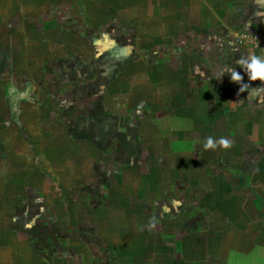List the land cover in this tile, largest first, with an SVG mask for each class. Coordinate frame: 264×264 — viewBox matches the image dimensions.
<instances>
[{"label": "rangeland", "instance_id": "1", "mask_svg": "<svg viewBox=\"0 0 264 264\" xmlns=\"http://www.w3.org/2000/svg\"><path fill=\"white\" fill-rule=\"evenodd\" d=\"M0 2V263L175 264L195 255L209 264V254L215 263L231 216L239 221L247 149L238 131H224L228 115H198L208 109L197 97L204 86L177 83L176 55L140 28L145 5ZM11 88L24 94L16 108ZM209 136L231 145L205 150ZM192 239L193 254H183ZM227 252L228 264H264Z\"/></svg>", "mask_w": 264, "mask_h": 264}, {"label": "crops", "instance_id": "2", "mask_svg": "<svg viewBox=\"0 0 264 264\" xmlns=\"http://www.w3.org/2000/svg\"><path fill=\"white\" fill-rule=\"evenodd\" d=\"M133 1L137 6L145 5V13H148L144 25L139 21L144 36H160L159 43L164 55H176V61L173 62L183 71L182 76H179L181 82L177 83L204 86L197 92V97L203 99L208 109L202 107L198 115L214 116L216 122L228 115L224 131H238L241 146L247 149V156L240 160L242 181L239 221L231 216L233 210L230 213L225 211V216H231L230 230L225 232H230V236L226 234L227 238L219 242L215 263L211 264H217L218 260V264H228V250L236 251L242 260L257 262L264 259V84L259 80L249 81L246 70L236 64L241 56L247 59V55H261L264 51L234 44L237 35L264 31V0ZM135 10L139 12L140 8L136 7ZM150 10L153 11L152 15ZM3 14L0 13V18ZM135 18L133 20L136 21ZM229 69L241 75L239 83L230 80ZM242 84L246 85V90L240 92ZM224 103L225 110L213 114L212 110L216 108L217 111V107ZM192 112L196 114L197 110ZM235 125L239 130L234 129ZM193 240H187L184 244L183 254L191 255L192 244L194 241L197 243V240ZM223 247L226 248L225 252ZM195 258H185L183 261L177 259L175 264H201V257L198 260ZM3 259L5 255L0 253V261ZM210 260L213 258L209 254V264Z\"/></svg>", "mask_w": 264, "mask_h": 264}, {"label": "clouds", "instance_id": "3", "mask_svg": "<svg viewBox=\"0 0 264 264\" xmlns=\"http://www.w3.org/2000/svg\"><path fill=\"white\" fill-rule=\"evenodd\" d=\"M246 57L247 59H245V56H241L238 60H236V64L246 70L245 72L249 81L259 80L262 84H264V53L261 55H247ZM228 73H230V80L232 82L239 83L241 81V75L233 69H229ZM245 90L246 85L242 84L239 91L242 92ZM230 145L231 141L224 137H220L214 142L213 138L209 136L205 138L202 147L207 150L209 148L215 149L217 146L228 148ZM153 226L154 220L147 225L148 228H152Z\"/></svg>", "mask_w": 264, "mask_h": 264}, {"label": "built area", "instance_id": "4", "mask_svg": "<svg viewBox=\"0 0 264 264\" xmlns=\"http://www.w3.org/2000/svg\"><path fill=\"white\" fill-rule=\"evenodd\" d=\"M234 44L256 51H264V31L242 33L234 38Z\"/></svg>", "mask_w": 264, "mask_h": 264}, {"label": "flooded vegetation", "instance_id": "5", "mask_svg": "<svg viewBox=\"0 0 264 264\" xmlns=\"http://www.w3.org/2000/svg\"><path fill=\"white\" fill-rule=\"evenodd\" d=\"M23 95L24 94H21V93L17 92V90H16V92L12 96H10V98H11V101H10L11 102V105L13 104L12 103L13 101L15 102L19 98L22 99L23 98Z\"/></svg>", "mask_w": 264, "mask_h": 264}, {"label": "trees", "instance_id": "6", "mask_svg": "<svg viewBox=\"0 0 264 264\" xmlns=\"http://www.w3.org/2000/svg\"><path fill=\"white\" fill-rule=\"evenodd\" d=\"M8 95H9V91H8ZM10 96V95H9ZM22 100L19 98L18 100H16L15 102L13 101L12 103V107L13 108H16V103H19V102H21ZM14 113V112H13Z\"/></svg>", "mask_w": 264, "mask_h": 264}, {"label": "water", "instance_id": "7", "mask_svg": "<svg viewBox=\"0 0 264 264\" xmlns=\"http://www.w3.org/2000/svg\"><path fill=\"white\" fill-rule=\"evenodd\" d=\"M16 92V89L11 88L9 89V95L12 96Z\"/></svg>", "mask_w": 264, "mask_h": 264}]
</instances>
